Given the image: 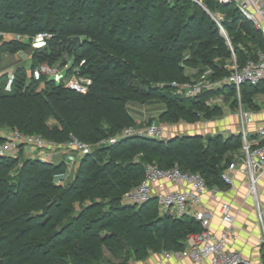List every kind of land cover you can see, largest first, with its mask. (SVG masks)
Wrapping results in <instances>:
<instances>
[{
  "label": "trees",
  "instance_id": "1",
  "mask_svg": "<svg viewBox=\"0 0 264 264\" xmlns=\"http://www.w3.org/2000/svg\"><path fill=\"white\" fill-rule=\"evenodd\" d=\"M202 4L205 8L193 0H0V30L52 33L46 47L34 50V58L54 64L72 49L76 63L84 60L80 73L92 80L88 92L80 94L45 78L28 81L24 69L17 67L11 89H0V126L58 143L73 136L96 144L134 123L126 108L129 101L163 103L160 122L195 120L204 108L206 115L219 116L220 107L201 104L210 93L234 92L232 86L185 98L168 83L197 78L185 67L208 69V78H221L229 73L233 55L243 65L256 58L263 41L233 4ZM206 9L223 14L218 21L229 42ZM25 45L10 41L4 46L19 50ZM244 88H264V83ZM243 97L244 104L250 100ZM52 117L59 126L46 124ZM241 147L238 134L120 137L83 155L80 170L65 187L48 173L62 170L63 162L26 158L23 166L42 169L33 168L36 176L12 182L0 193V264H102L105 247L110 253L127 247L134 260L150 251L181 250L187 237L201 230L198 221L162 213L153 199L139 206L122 203L123 194L142 180L148 163L197 172L209 187L226 186L221 173L232 161L224 153L240 152ZM98 153H108L102 167ZM17 161L0 157V168L8 173ZM110 169L116 170L108 180ZM118 170L126 181L118 179ZM101 180L104 185L96 190ZM96 198L106 200V210ZM75 203L85 204L73 214Z\"/></svg>",
  "mask_w": 264,
  "mask_h": 264
},
{
  "label": "built area",
  "instance_id": "2",
  "mask_svg": "<svg viewBox=\"0 0 264 264\" xmlns=\"http://www.w3.org/2000/svg\"><path fill=\"white\" fill-rule=\"evenodd\" d=\"M193 1L197 2V0ZM218 2L233 4L241 16L261 33L263 47L257 51L255 59H250L243 65H238L233 55L232 62L228 66L229 73L221 78H201L182 83L177 81L168 83L175 90L176 94L185 98H194L204 92L216 91L226 86H232L234 92L239 95L241 87L244 84L256 86L264 83V0H218ZM218 19L219 17L215 20L218 22L219 30L228 41L225 30L220 25ZM50 36L51 34L48 32H38L31 36L11 32L5 36L3 41L26 43L29 39H33L35 42H39ZM35 47L38 48L39 46L35 45ZM57 76L58 68L47 64H40L31 71V79L34 81H40L42 78H45L46 80H52L56 85H62L80 94L87 93L91 85L89 79H82L81 81L67 80L60 84V79H56ZM240 116L242 121L239 129L242 139L241 153L243 154V158H240L242 160V170L248 173L249 176L247 194L256 199V182L259 176L257 170L258 167L264 170V116L257 121L258 124L253 130H249L245 126L248 123H252V114L240 110ZM17 132L19 133L15 137L4 135V140L9 145L5 146L0 142V157H16L15 153L10 150L13 149L12 147L15 150V147L19 144L30 146L33 149L38 148L40 151L37 153L38 158L41 161L47 162L50 160V157L49 154L43 152L44 150H52L54 152L60 150L66 154L65 164L74 159V156L69 154L73 149H77L76 151L82 156L91 152V148L87 144L77 140L73 136L70 138L73 141L69 139L67 143L59 145L39 135L22 134L18 130ZM134 135L156 140L169 138V132L164 125H156L141 129L127 128L119 137H112L109 140L111 143H115L120 137ZM44 141L49 142V144L46 145ZM236 167V161H232L221 173L222 181L229 187L233 185L232 173ZM166 184L175 187L173 189H165L164 186ZM157 186L161 188L156 189L155 187ZM216 190L208 187L203 177L197 172L184 171L177 166L161 168L154 163H148L144 166L142 180L132 191L123 195L121 201L122 203L139 206L153 199L156 201L159 210H169V212L171 211V215L176 217L190 216L200 223L201 230L187 237L183 249L162 251V254L166 258L187 259L191 264H264V262L251 261L239 251L228 249L229 240L235 236L234 215L228 203H222L219 208L220 218L224 223L223 229L219 233L211 229V213L202 205V197L207 192ZM256 207L258 210V220L262 222L257 202ZM259 242L264 249V233Z\"/></svg>",
  "mask_w": 264,
  "mask_h": 264
},
{
  "label": "rangeland",
  "instance_id": "3",
  "mask_svg": "<svg viewBox=\"0 0 264 264\" xmlns=\"http://www.w3.org/2000/svg\"><path fill=\"white\" fill-rule=\"evenodd\" d=\"M202 1L204 0H197V4L202 6ZM208 12V10L206 9ZM209 13V12H208ZM212 18L215 20L218 17H222V13L219 11L215 13H209ZM216 21V20H215ZM218 24V22L216 21ZM11 32L8 31H2L0 30V76L3 75L1 78L0 83V89L10 90L12 85V80L14 78V71L17 67H22L26 74V80L30 81L31 79V71L34 69V67L39 66L40 64H47L49 66H56L58 68V76L56 79H60V84L66 82L67 80H74V81H81L82 79H89L92 83L91 77L87 74H81L79 69L81 65L83 64L84 60L82 59L79 63L75 62L74 56L72 54V49L70 52H62L61 55L57 58V62H54V64H49L44 60H40L38 58H34L33 52L35 49H40L43 47H46L48 41L53 38V34H51L50 37L45 38L43 40L34 41L33 39H29L25 44V47L19 50H13V48H9L4 46L5 42L3 39L5 36L10 34ZM49 33V32H48ZM226 33V31H225ZM28 36H31L28 33H23ZM219 34L225 38V35L221 33L219 30ZM227 36V33H226ZM80 38V37H79ZM34 42V43H33ZM35 45H38L39 47L36 48ZM185 72L188 74H195L197 78L192 80H198L203 78H208L210 75V71L207 69L204 72H197V70L185 67ZM211 79V78H210ZM187 82V81H185ZM182 83V82H181ZM37 87V86H36ZM35 87V88H36ZM13 88V86H12ZM40 88V86H38ZM243 95L247 96L250 100L244 104L243 101ZM206 101L201 105L205 106L208 109H211L213 106L220 107V115L219 116H208L205 114V108L200 110L198 112V117L195 120H177L176 122H160L158 119L159 114L161 113V110L165 109V106L163 103L157 101V100H147L145 102H136V101H129L126 103V108L133 118L134 123L132 125L126 126L121 129V131L115 136L119 137L121 134L125 132L127 128H133V129H141L146 128L150 126H156V125H164V127L169 132V138L171 136H183L186 134H197L202 137V139H207V136H213L216 134H220L222 137H226L230 134L240 135L239 129L242 124L241 116H240V110H244L247 112H250L252 114L253 121L252 123H248L245 126L248 127L249 130H253L256 128V125L258 124L257 121L262 119L264 116V88L259 89H248L244 88L243 91L240 92L238 95L236 92L233 91H226L223 92H213L208 95H206ZM46 124L49 127L53 126H59L58 120L56 118H50L46 121ZM123 132V133H122ZM19 132H17V129H11L9 127H6L4 125L0 126V136L3 138L1 142L8 146L9 143H6L4 140L5 136H16ZM208 137V138H209ZM71 138V136H70ZM69 138V139H70ZM68 139V140H69ZM110 139V138H109ZM109 139H103L101 141H98L96 144H87L91 149L96 148L99 145L104 144H113L110 142ZM168 139V138H167ZM73 141V139H70ZM242 140V139H241ZM45 144H49V142L44 141ZM242 142V141H241ZM56 144L63 145L67 143V140L64 142H55ZM46 147V146H45ZM61 147V146H57ZM55 147L56 149H58ZM14 149V147H12ZM10 150L13 153H15L16 158H18L16 166L10 170V172L6 173L5 170L0 168V193L4 192L6 193L7 187L12 182H20L25 179H28L29 176H36L33 170V168L36 167H30V166H23V161L26 158L31 159H37L41 161L38 158V154L40 151L38 148L33 149L30 146H24L23 144H19L15 147V150ZM47 149V148H44ZM77 149H73L69 152L70 155L74 156L73 160L68 161V163L65 164V157L66 154L62 153L60 150H56L55 152L52 150H44L43 152L46 154H49L50 160L42 161L44 163H53L57 164L59 162L64 163V168L60 171H54V172H48L49 174H52L51 180L56 183L60 184L62 187L68 186L75 175L77 171L80 170V159L82 155ZM224 156H229V159L231 161H237V159L243 158V154L237 151L234 152H226L224 153ZM97 156H100V167L103 166V162L108 158V153H98ZM12 158H15L14 156ZM38 168V169H37ZM36 168V171H40L42 168L39 169V167ZM119 169V168H117ZM35 170V169H34ZM112 170L116 169H110L109 175L107 176V179L110 180ZM137 170V168H136ZM115 174L117 175L118 179H122L126 181V179L123 178V173H121L119 170ZM30 178V177H29ZM32 179V178H31ZM105 181H100L99 184L95 185V189H101L102 187L100 185H104ZM110 183V181H108ZM30 183L33 184L34 182L30 180ZM139 184V183H138ZM137 184V185H138ZM137 185H134L133 187H130L128 191H126L123 195L128 194L130 191H132ZM104 187V186H103ZM209 187V186H208ZM213 188V187H210ZM18 190H21V187L19 186ZM95 201L102 202L103 207L102 210H106L105 203L106 200H100L99 198H96ZM87 203V201H86ZM85 203H75L73 207V214H75L79 209H81L84 206ZM162 213H168L171 215V211L169 210H163L161 209ZM186 244V242H185ZM130 259H133L131 257V253L127 247L124 248L122 252H118L114 250L112 253H110L106 247L103 249L102 257L100 259L102 264H129ZM261 262V261H260ZM264 262V256L263 261Z\"/></svg>",
  "mask_w": 264,
  "mask_h": 264
},
{
  "label": "crops",
  "instance_id": "4",
  "mask_svg": "<svg viewBox=\"0 0 264 264\" xmlns=\"http://www.w3.org/2000/svg\"><path fill=\"white\" fill-rule=\"evenodd\" d=\"M163 110H161L162 112ZM173 136V135H172ZM171 136V137H172ZM236 161V160H235ZM237 167L232 173L233 185L213 187L216 191H210L203 195L202 205L211 213L210 227L219 233L224 223L220 218V205L228 203L234 215L235 236L229 240L228 249L239 251L244 257L253 262H262L264 249L260 239L264 233V170L258 167L256 182V199L248 195L249 176L242 170V160L237 159ZM257 169V168H256ZM256 171V170H255ZM175 186L166 184L165 189H173ZM156 189L161 187L157 186ZM261 212L262 222L258 220V210ZM129 264H191L187 259L176 257L166 258L162 251H150L142 260L130 259Z\"/></svg>",
  "mask_w": 264,
  "mask_h": 264
},
{
  "label": "water",
  "instance_id": "5",
  "mask_svg": "<svg viewBox=\"0 0 264 264\" xmlns=\"http://www.w3.org/2000/svg\"><path fill=\"white\" fill-rule=\"evenodd\" d=\"M73 40H74V42H76V43H79V42H80V38H79V37H74ZM208 137H209V136H207V138H208Z\"/></svg>",
  "mask_w": 264,
  "mask_h": 264
}]
</instances>
